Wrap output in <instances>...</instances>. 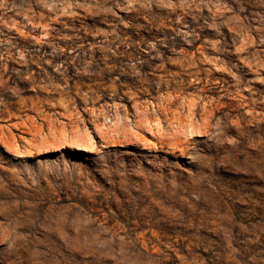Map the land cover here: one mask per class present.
Returning a JSON list of instances; mask_svg holds the SVG:
<instances>
[{"label": "rangeland", "instance_id": "rangeland-1", "mask_svg": "<svg viewBox=\"0 0 264 264\" xmlns=\"http://www.w3.org/2000/svg\"><path fill=\"white\" fill-rule=\"evenodd\" d=\"M0 264H264V0H0Z\"/></svg>", "mask_w": 264, "mask_h": 264}]
</instances>
